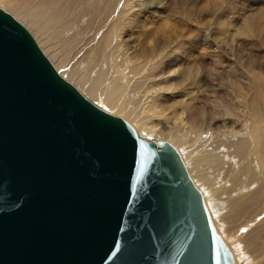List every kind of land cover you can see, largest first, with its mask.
Instances as JSON below:
<instances>
[{
    "label": "water",
    "instance_id": "water-1",
    "mask_svg": "<svg viewBox=\"0 0 264 264\" xmlns=\"http://www.w3.org/2000/svg\"><path fill=\"white\" fill-rule=\"evenodd\" d=\"M166 140L60 76L0 7V264H232Z\"/></svg>",
    "mask_w": 264,
    "mask_h": 264
},
{
    "label": "bare ground",
    "instance_id": "bare-ground-1",
    "mask_svg": "<svg viewBox=\"0 0 264 264\" xmlns=\"http://www.w3.org/2000/svg\"><path fill=\"white\" fill-rule=\"evenodd\" d=\"M154 5L155 0H34L27 5L0 0V7L33 34L60 76L97 106L124 119L141 138L164 139L176 149L232 264H264V93L250 99L240 90L238 109L228 105L223 112L242 117L241 124L233 119L229 126L221 123L217 135L212 134L215 126H197L183 111H172L174 122L165 126L161 118L177 102L164 106L158 97H166L164 92H172L177 82L164 73L155 80L170 50L164 54L165 46H155L160 38L165 45L173 43L185 31L154 11L146 16L137 12ZM127 29L141 37L139 55L130 56L121 40ZM188 71L200 74L194 68Z\"/></svg>",
    "mask_w": 264,
    "mask_h": 264
},
{
    "label": "rangeland",
    "instance_id": "rangeland-1",
    "mask_svg": "<svg viewBox=\"0 0 264 264\" xmlns=\"http://www.w3.org/2000/svg\"><path fill=\"white\" fill-rule=\"evenodd\" d=\"M9 1L27 5L34 0ZM155 4L148 12H137L146 16L154 11L153 15L168 17L185 31V38H172L173 43H167L169 47L161 38L155 46L156 50L165 46L164 54L170 48L160 62L155 80L161 79L162 73L166 76L176 72L168 79L172 78L173 84L177 82L172 92H164L166 97H158L164 106L177 102L164 113L162 123H173L171 112L183 111L184 117L197 126H215L214 135L221 123L229 126L230 119L241 124L242 117L224 116L223 109L228 105L238 109L240 90L250 99L264 93V0H155ZM127 30L120 35L121 40L130 56L139 55L143 50L139 44L141 37L137 39L138 33ZM93 35L92 29L86 35L87 42ZM191 68L200 70V74L188 71ZM187 71L192 74L191 79Z\"/></svg>",
    "mask_w": 264,
    "mask_h": 264
},
{
    "label": "snow or ice",
    "instance_id": "snow-or-ice-1",
    "mask_svg": "<svg viewBox=\"0 0 264 264\" xmlns=\"http://www.w3.org/2000/svg\"><path fill=\"white\" fill-rule=\"evenodd\" d=\"M176 71H179V69H177ZM167 75L168 76H174V75H176V72H169ZM253 187H255V185H253ZM242 231H247V229H242Z\"/></svg>",
    "mask_w": 264,
    "mask_h": 264
}]
</instances>
